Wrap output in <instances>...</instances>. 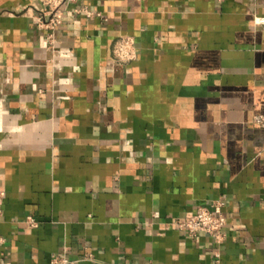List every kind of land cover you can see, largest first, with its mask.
I'll return each mask as SVG.
<instances>
[{"label": "crops", "instance_id": "0c3cea01", "mask_svg": "<svg viewBox=\"0 0 264 264\" xmlns=\"http://www.w3.org/2000/svg\"><path fill=\"white\" fill-rule=\"evenodd\" d=\"M40 1L0 0V264H264V0H78L52 44Z\"/></svg>", "mask_w": 264, "mask_h": 264}, {"label": "built area", "instance_id": "2783aa9c", "mask_svg": "<svg viewBox=\"0 0 264 264\" xmlns=\"http://www.w3.org/2000/svg\"><path fill=\"white\" fill-rule=\"evenodd\" d=\"M78 0H41L36 9L34 22L36 27L45 32V40L49 44L54 42L55 31L62 23L63 15L70 10L76 13H83L86 17L92 18L94 11L78 6ZM258 22H264V17H258ZM113 58L117 62H129L136 57V50L131 36L119 37L113 44ZM252 122L257 126L264 127V114L257 113L253 116ZM4 192L0 191V214L2 213ZM225 216L222 213V202L217 199L213 201L211 207L199 205L195 212L182 220H177L175 225L189 236H194L198 232L211 235L215 242L223 240L222 228L225 224ZM25 221L29 227L38 226V219L32 215H27ZM6 241L0 236V245ZM45 264H76L75 259H70L65 255L54 254Z\"/></svg>", "mask_w": 264, "mask_h": 264}]
</instances>
